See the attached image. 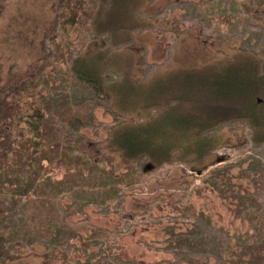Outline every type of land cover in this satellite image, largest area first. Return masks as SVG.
Listing matches in <instances>:
<instances>
[{
  "label": "rangeland",
  "instance_id": "1",
  "mask_svg": "<svg viewBox=\"0 0 264 264\" xmlns=\"http://www.w3.org/2000/svg\"><path fill=\"white\" fill-rule=\"evenodd\" d=\"M96 1L91 19L50 33L60 0H0V103L15 100L26 80L47 98L68 94L51 115L53 142L112 177L60 155L27 160L21 182L0 193V235L17 256L0 264H264V143L246 123L222 122V142L206 160L147 162L125 176L135 163L112 142V128L145 115L136 105L124 117L107 98V84L122 79L141 89L153 78L264 63V0ZM77 58L86 59L77 63L84 73L101 72L99 93L76 78ZM169 84L166 94L175 92ZM67 116L86 127L74 132ZM6 128L0 118V142Z\"/></svg>",
  "mask_w": 264,
  "mask_h": 264
},
{
  "label": "trees",
  "instance_id": "2",
  "mask_svg": "<svg viewBox=\"0 0 264 264\" xmlns=\"http://www.w3.org/2000/svg\"><path fill=\"white\" fill-rule=\"evenodd\" d=\"M96 5V0H60L64 13L48 31L68 33L80 20L91 19ZM56 50L61 51L60 45ZM82 60L86 62L84 58H77L74 63L76 78L78 81L84 78L99 93L101 72L96 75L84 73L77 68V63ZM169 82H172L175 92L166 94ZM198 82L205 87L202 90L204 93H195L194 85ZM39 86L37 80H26L17 89L15 100L3 99L0 103V118L9 124V128L3 130L4 138L0 142V193L5 187L14 190L11 186L19 178L17 174L26 170L27 160L36 155L38 162L50 154L60 155L62 161L68 162L74 169L84 165L93 172L102 171L105 177L111 179L109 172L94 161L72 154V148L64 147V144L61 148L59 143L53 142L57 135L50 124L51 115L62 104H68L70 96L65 94L60 98H47L40 93ZM139 92L143 93L140 100L137 98ZM115 97L123 112L119 110L120 115H131L136 105L142 106L139 113L145 115L142 121L125 117L121 125L112 128V142L126 160L135 163L125 176L143 173L144 163L161 165L176 157H180V160L191 158L192 162L206 160L222 142L220 125L229 118L235 122H245L253 140L258 144L264 143V63L259 61L240 63L204 74L182 72L167 82L153 78L141 89L122 79L107 84V98L112 100ZM259 98L263 102H258ZM155 107L158 110L156 116L146 111ZM66 120L76 133L86 127L82 120L74 117L67 116ZM225 192L221 190L223 196ZM241 198L242 201L245 199ZM60 234V230L55 232L57 241ZM5 241V237L0 235V262L17 258L6 247ZM250 249L255 248L251 246ZM256 257L258 260L260 255Z\"/></svg>",
  "mask_w": 264,
  "mask_h": 264
},
{
  "label": "water",
  "instance_id": "3",
  "mask_svg": "<svg viewBox=\"0 0 264 264\" xmlns=\"http://www.w3.org/2000/svg\"><path fill=\"white\" fill-rule=\"evenodd\" d=\"M258 102H263V99L259 98V99H258Z\"/></svg>",
  "mask_w": 264,
  "mask_h": 264
}]
</instances>
